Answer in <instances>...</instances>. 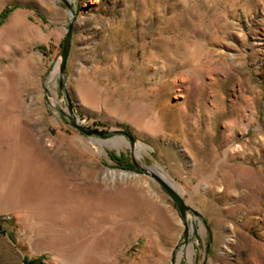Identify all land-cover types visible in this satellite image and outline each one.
<instances>
[{"label": "rangeland", "instance_id": "1", "mask_svg": "<svg viewBox=\"0 0 264 264\" xmlns=\"http://www.w3.org/2000/svg\"><path fill=\"white\" fill-rule=\"evenodd\" d=\"M0 220V264H264V0H0Z\"/></svg>", "mask_w": 264, "mask_h": 264}, {"label": "water", "instance_id": "2", "mask_svg": "<svg viewBox=\"0 0 264 264\" xmlns=\"http://www.w3.org/2000/svg\"><path fill=\"white\" fill-rule=\"evenodd\" d=\"M70 39H71V26L69 25L67 28V31L65 33V38L63 40V44L59 53V74L62 75L64 68H65V63H66V59H67V55L69 52V47H70ZM83 133L87 134V135H91V134H96L97 132L95 130H91V129H85L82 127H78ZM121 134H124L126 136L129 137L130 141H131V145L134 143V138L131 137L127 132L125 131H118ZM133 166L143 172L144 174L152 177L153 179H155L163 188V190L166 192V194L168 195V197L170 198V200L175 204L177 210L179 211L180 215L182 217H184L185 213L187 211H191L194 212L190 206H188L183 199L180 197V195L172 188L170 187L164 180H162L159 176H157L156 174H154L151 171H148L146 168L142 167L140 164L136 163L134 160H132Z\"/></svg>", "mask_w": 264, "mask_h": 264}, {"label": "trees", "instance_id": "3", "mask_svg": "<svg viewBox=\"0 0 264 264\" xmlns=\"http://www.w3.org/2000/svg\"><path fill=\"white\" fill-rule=\"evenodd\" d=\"M127 167L133 168V165L132 164H128ZM1 223H2V220H0V230H3L2 226H1ZM24 264H46V263L43 261V258L36 257V258H28V259H26L24 261Z\"/></svg>", "mask_w": 264, "mask_h": 264}, {"label": "bare ground", "instance_id": "4", "mask_svg": "<svg viewBox=\"0 0 264 264\" xmlns=\"http://www.w3.org/2000/svg\"><path fill=\"white\" fill-rule=\"evenodd\" d=\"M179 90H180V89H178V92H179ZM163 174H164V173H163ZM164 175H165V174H164ZM233 242H234V241H233V238L229 237V238L226 240L225 244H224V249H225V250H229V249L231 248Z\"/></svg>", "mask_w": 264, "mask_h": 264}]
</instances>
